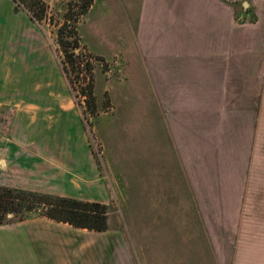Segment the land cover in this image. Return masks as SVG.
I'll list each match as a JSON object with an SVG mask.
<instances>
[{
  "label": "crops",
  "instance_id": "0c3cea01",
  "mask_svg": "<svg viewBox=\"0 0 264 264\" xmlns=\"http://www.w3.org/2000/svg\"><path fill=\"white\" fill-rule=\"evenodd\" d=\"M96 10L108 30L88 38L107 46L125 33L123 88L148 110L139 143L108 153L117 199L82 128L66 124V83L30 84L7 57L0 186L122 207L87 242L48 219L0 226V264H264V0L240 15L226 0H93L83 24Z\"/></svg>",
  "mask_w": 264,
  "mask_h": 264
},
{
  "label": "rangeland",
  "instance_id": "374dc122",
  "mask_svg": "<svg viewBox=\"0 0 264 264\" xmlns=\"http://www.w3.org/2000/svg\"><path fill=\"white\" fill-rule=\"evenodd\" d=\"M70 1L74 2V0H44L46 14L41 23L37 25L29 19L26 11L22 9L14 11L13 0H0V75L3 69L1 61L7 57L14 60L13 69L20 74L21 79H25V74H32L30 84L46 77L55 83L53 86L58 90L59 81L62 78L66 83L69 110L75 114L73 116L75 120L71 122V117H68L66 124L68 127L74 125L78 135L82 128L84 147L94 155L93 159L95 158L94 161L99 168L106 190H111L112 198L117 199L112 165L117 164L118 156H111V151L117 149V152L121 153L124 152V149L126 150V147L139 143V129L141 127L142 130L145 129L143 121H145L148 110L139 106L140 92H126L123 88L126 76L124 53L121 50L125 49L127 44L125 33L120 32V35L115 39L116 43L107 46L88 38L86 33L89 28L98 30L94 38L97 40L103 37V34H106L108 30L106 23L103 24V27L97 26L98 23L95 22L99 14L97 10L89 14L85 24H83V19L87 13L80 17L75 24L78 38L79 35L82 37L78 40L79 48L75 50L76 53L82 54V65L72 66L67 61L64 52L57 44L56 34L58 28L65 21ZM226 2L234 9L235 15L243 13L245 7L250 13L252 0H226ZM244 3H247L248 7L244 6ZM73 9L72 13H75L76 8ZM251 21H253L251 16L239 20L244 23H251ZM248 32L247 29L244 34L248 35ZM107 41L110 42V39L107 38ZM111 45L115 50H110ZM87 46L96 51H89L86 49ZM116 51L120 52L116 53ZM87 63L89 66L86 68ZM62 65L66 69V74L62 71ZM19 83L26 82L21 80L13 84ZM3 84L0 81V88L4 87ZM21 93L18 94L19 97ZM124 96L128 97L131 102H125ZM13 114L12 108H8L0 114V133L7 132ZM119 124L120 137L116 139L111 134V127ZM73 135L76 137L75 133ZM131 136L135 139H130ZM72 143H75V138L72 139ZM109 152L111 153L108 155ZM122 159L120 156V166L125 162ZM113 160H115L114 163H112ZM120 172L118 173L121 174ZM104 205L108 206V204ZM108 207L112 218L111 222H113L115 219L113 212L119 210L122 204L112 203ZM111 225L113 224L111 223ZM64 227L69 226L65 225ZM81 233H83L85 242L92 237L89 230H83Z\"/></svg>",
  "mask_w": 264,
  "mask_h": 264
},
{
  "label": "trees",
  "instance_id": "16d2710c",
  "mask_svg": "<svg viewBox=\"0 0 264 264\" xmlns=\"http://www.w3.org/2000/svg\"><path fill=\"white\" fill-rule=\"evenodd\" d=\"M13 2L15 12L18 9L26 11L29 19L37 25L45 17L44 0H13ZM92 4L93 0L70 1L65 21L57 30V44L72 66L82 65V54L75 52L79 48L75 24L88 12ZM73 8H76L75 13H72ZM87 66L88 63L86 68ZM62 71L66 74L63 65ZM108 216L109 207L98 202H84L0 186V226L42 217L77 229L105 231L108 229Z\"/></svg>",
  "mask_w": 264,
  "mask_h": 264
},
{
  "label": "built area",
  "instance_id": "2783aa9c",
  "mask_svg": "<svg viewBox=\"0 0 264 264\" xmlns=\"http://www.w3.org/2000/svg\"><path fill=\"white\" fill-rule=\"evenodd\" d=\"M1 139H2V136H1V134H0V141H1Z\"/></svg>",
  "mask_w": 264,
  "mask_h": 264
},
{
  "label": "water",
  "instance_id": "95a60500",
  "mask_svg": "<svg viewBox=\"0 0 264 264\" xmlns=\"http://www.w3.org/2000/svg\"><path fill=\"white\" fill-rule=\"evenodd\" d=\"M244 6H247V3H244Z\"/></svg>",
  "mask_w": 264,
  "mask_h": 264
}]
</instances>
